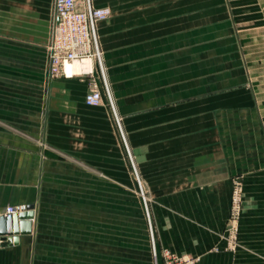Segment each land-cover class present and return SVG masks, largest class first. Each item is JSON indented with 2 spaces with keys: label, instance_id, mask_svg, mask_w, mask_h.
Returning a JSON list of instances; mask_svg holds the SVG:
<instances>
[{
  "label": "crops",
  "instance_id": "0c3cea01",
  "mask_svg": "<svg viewBox=\"0 0 264 264\" xmlns=\"http://www.w3.org/2000/svg\"><path fill=\"white\" fill-rule=\"evenodd\" d=\"M110 9L97 35L155 204L158 247L196 264H264V0H111ZM52 11L53 0H0V216L34 205L32 233L0 247V264L102 256L97 232L89 243L86 230L38 218L61 213L89 180L135 187L108 107L85 104V80L47 76ZM235 180L242 207L232 222Z\"/></svg>",
  "mask_w": 264,
  "mask_h": 264
},
{
  "label": "rangeland",
  "instance_id": "374dc122",
  "mask_svg": "<svg viewBox=\"0 0 264 264\" xmlns=\"http://www.w3.org/2000/svg\"><path fill=\"white\" fill-rule=\"evenodd\" d=\"M91 1L94 8L108 10V16L101 21L107 20L111 17V0ZM102 3L105 5H102ZM99 47L101 51L105 82L112 99L114 110L119 119V109L116 105L111 83L108 79L104 53L101 49L100 42ZM92 78L99 87L104 90L103 78L96 69ZM103 104L108 107L115 125L118 128L110 107L106 102ZM3 127L7 130L14 129L9 125H3ZM118 133L125 155L130 163L135 187L110 186L107 184L111 182L110 180H104L105 185L103 186H95L90 185L89 180V185L87 187L70 189L69 193L71 195H76V199L73 196L71 202L63 203L62 205H64L63 208H65V210L61 211L59 214H55L50 213L45 209L46 211L38 218L37 224L43 227L64 226L65 228L70 229L86 230L88 233L87 242L89 243L92 241L96 242L93 235L97 232V242H102L104 247L102 256L99 254V251L97 256H95V254L92 255L89 251L87 254V264H145L144 262H146V264H160L159 261H161L162 264H175L183 259H193L194 257L186 252L181 254L167 248L158 247L153 222V208L155 204L147 201L145 187L135 172L131 156H129L130 152L126 143L127 139L123 136L121 127ZM141 191L143 192V195L141 194ZM85 195L88 197L87 202L74 201L78 200V197L83 200ZM96 199L98 201H95ZM117 199L118 201H116ZM150 229H152L153 232L154 250L151 243ZM147 243L149 251L144 250V248H147Z\"/></svg>",
  "mask_w": 264,
  "mask_h": 264
},
{
  "label": "built area",
  "instance_id": "2783aa9c",
  "mask_svg": "<svg viewBox=\"0 0 264 264\" xmlns=\"http://www.w3.org/2000/svg\"><path fill=\"white\" fill-rule=\"evenodd\" d=\"M108 16V10L96 9L91 0H53L52 20L49 41L46 44L47 73L50 79L79 78L85 80L89 90L85 95L87 106H101L104 102L110 107L116 124L120 130L119 119L113 107L112 99L107 88L101 51L97 38L98 22ZM93 61L89 70L73 71L75 65ZM95 69L103 78V89L93 80ZM130 156V155H129ZM143 195V192L141 191ZM242 207V186L239 180L233 182L230 204V220L236 222ZM23 206L7 207L5 216L19 214ZM33 221V220H32ZM152 248L153 232L150 229ZM197 257L183 259L175 264H196ZM172 264V263H171Z\"/></svg>",
  "mask_w": 264,
  "mask_h": 264
},
{
  "label": "water",
  "instance_id": "95a60500",
  "mask_svg": "<svg viewBox=\"0 0 264 264\" xmlns=\"http://www.w3.org/2000/svg\"><path fill=\"white\" fill-rule=\"evenodd\" d=\"M34 205L25 206L19 214L0 216V247L17 245L20 236L32 233Z\"/></svg>",
  "mask_w": 264,
  "mask_h": 264
},
{
  "label": "bare ground",
  "instance_id": "6f19581e",
  "mask_svg": "<svg viewBox=\"0 0 264 264\" xmlns=\"http://www.w3.org/2000/svg\"><path fill=\"white\" fill-rule=\"evenodd\" d=\"M93 67V61H86L81 65H75L73 67V71H80V70H89Z\"/></svg>",
  "mask_w": 264,
  "mask_h": 264
}]
</instances>
